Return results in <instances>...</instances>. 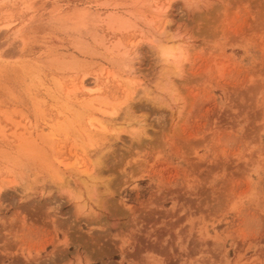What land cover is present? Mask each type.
I'll use <instances>...</instances> for the list:
<instances>
[{"label":"rangeland","instance_id":"1","mask_svg":"<svg viewBox=\"0 0 264 264\" xmlns=\"http://www.w3.org/2000/svg\"><path fill=\"white\" fill-rule=\"evenodd\" d=\"M169 19L196 37L179 102L142 45ZM70 261L264 264V0H0V264Z\"/></svg>","mask_w":264,"mask_h":264},{"label":"clouds","instance_id":"2","mask_svg":"<svg viewBox=\"0 0 264 264\" xmlns=\"http://www.w3.org/2000/svg\"><path fill=\"white\" fill-rule=\"evenodd\" d=\"M182 3L186 13H193L200 10L204 0H182ZM174 25L175 22L169 19L164 27L155 29L143 41L142 45H147L150 49L151 61L157 69L160 82L168 86L166 94L174 102H179L182 97L175 87L176 81L182 80L185 75V69L190 63L191 51L196 37L187 26ZM138 48L121 43L117 45L113 53L118 60L121 71L130 78H139L144 75L140 67L143 63V56ZM125 109L124 127L129 138L134 141L150 138L152 124L149 121L159 122L163 119L162 116L155 117L149 113L134 111L130 102L125 105ZM119 114L118 112L117 115ZM69 264H72V262L70 261Z\"/></svg>","mask_w":264,"mask_h":264},{"label":"bare ground","instance_id":"3","mask_svg":"<svg viewBox=\"0 0 264 264\" xmlns=\"http://www.w3.org/2000/svg\"><path fill=\"white\" fill-rule=\"evenodd\" d=\"M117 23V22H116ZM121 24V23H120ZM123 24V23H122ZM119 45V44H118ZM115 46V45H114ZM113 46V47H114ZM115 47H117V46H115ZM114 47V48H115ZM81 88L83 89V90H85L86 89V91L87 92H89V93H92L93 91H98V88H96V89H90V88H87L86 87V85L85 84H82V86H81ZM167 98V97H166ZM89 99H92V101H95V99H93V97L92 98H89ZM87 100V99H86ZM128 100V98H126L125 100H124V102L125 101H127ZM171 101V100H170ZM91 100H87L86 101V105L88 106L89 105V107H93V106H90L91 104ZM123 103V102H122ZM123 105V104H122ZM121 107V106H120ZM117 108H119V107H117ZM95 109H97V108H95ZM98 111H100L101 113H104V114H109V115H111V114H113V112H105V111H103V110H101V109H98ZM113 111V110H112ZM79 116V115H78ZM96 118V117H95ZM79 119H81V117L79 116ZM87 121H88V123H89V127H92V128H95L94 127V125H93V121H94V119H93V117H89L88 119H87ZM97 122V121H96ZM100 125V124H99ZM15 127H17V126H15ZM15 129V128H14ZM97 129V128H96ZM24 130H25V128H24ZM83 131L84 132H86L85 133V135H86V137H87V146L88 147H92L93 146V143H94V141H96V139H99V138H101V136H104L103 134L105 133V129L102 127V125L101 126H99V128H98V130H95V131H92V130H90V128H85V127H83ZM106 135V134H105ZM105 137V136H104ZM22 138V137H21ZM82 174H84L85 175V179L87 180V181H90L91 183L90 184H88V182H84L83 181V183L87 186V191L88 192H90L94 187H95V185H93V182L95 183V181H98L99 180V178H98V180H96V176L94 175L95 173H90L89 171H86V170H84V171H82ZM81 184V183H80ZM62 185V184H61ZM78 194V193H77ZM80 195V194H79ZM78 198H80V197H78ZM79 201V200H78ZM77 201V202H78ZM75 202V201H74ZM76 202V203H77ZM78 206V205H77ZM80 207V206H79ZM79 210V209H78ZM80 213V212H79Z\"/></svg>","mask_w":264,"mask_h":264}]
</instances>
